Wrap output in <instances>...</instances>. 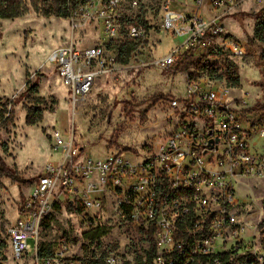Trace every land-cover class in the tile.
Masks as SVG:
<instances>
[{"label": "built area", "instance_id": "1", "mask_svg": "<svg viewBox=\"0 0 264 264\" xmlns=\"http://www.w3.org/2000/svg\"><path fill=\"white\" fill-rule=\"evenodd\" d=\"M68 6L73 36L92 22L99 27V44L78 48L72 36L47 55L76 109L101 76L118 68L121 41L138 43L133 53L142 51L158 10L163 31L179 41L153 62L167 68L194 47V54L251 55L249 41L235 38L225 17L246 6L262 9L264 0H159L156 5L151 0H68ZM206 84L191 83L181 104L171 101L180 109L177 126L146 156L136 155V162L126 153L80 159L73 130L68 139L55 130V145L65 157L31 187L21 217L9 230L15 257L33 251V264H83L68 253L64 239L48 256H39L42 221L55 204L70 202L93 217L108 207L136 228V258L109 252L104 264H264V246L258 249L263 214H253L252 197L238 193L248 180L264 182V154L251 145L253 134L264 137V129L255 128L259 119L243 102L230 101L228 88Z\"/></svg>", "mask_w": 264, "mask_h": 264}, {"label": "rangeland", "instance_id": "2", "mask_svg": "<svg viewBox=\"0 0 264 264\" xmlns=\"http://www.w3.org/2000/svg\"><path fill=\"white\" fill-rule=\"evenodd\" d=\"M151 1L155 5L159 2ZM160 14L158 10L156 18H151L149 38L142 51L133 53L127 64L119 63L115 71L101 76L76 109L54 66L46 60L52 49L72 40L68 19L45 17L31 7L19 18L0 19V99H11L15 104L10 106L15 111L14 123L0 127V155L26 181L20 184L0 177V233L8 244L4 264H33V251L20 259L15 257L9 230L21 217L31 187L49 166L57 167L65 157L63 150L55 145L52 136L55 130L62 132L65 139L73 130L80 159L84 154L103 160L126 153L136 162V155L146 156L177 126L180 109L173 107L171 101L178 100L181 104L187 97V86L201 81L228 88L230 101L243 102L253 118L259 119L255 128L264 129V111L255 110L256 105L264 102V58L261 56L264 42L258 39L249 42L252 48L249 56L230 57L240 76L239 87L230 88L224 80L208 79L207 71L203 70V66H213L218 61L211 51L196 52L186 60L181 71L185 55L167 68L153 64L179 42L163 31ZM263 19L258 6H246L241 12L225 17L228 31L247 42L255 37V27ZM98 30L97 23L92 22L76 32L75 46L83 49L99 44ZM34 82L37 83L35 93L28 90ZM156 95L169 99L151 105V98ZM32 98H40L45 108L43 120L36 125L26 123ZM251 145L256 152L264 154V137L254 133ZM238 193L241 197H252V213L264 217L263 181L248 180L238 186ZM55 205L49 211L54 220L49 226H45L44 220L40 225L39 247L52 249L64 239L68 242V253L80 260L109 252L136 258L139 238L128 220L118 217L108 207L93 217L87 212H74L65 202L58 208ZM98 229L102 235L93 239ZM260 239L262 245L258 249L264 246V234ZM29 243L34 247V240Z\"/></svg>", "mask_w": 264, "mask_h": 264}, {"label": "trees", "instance_id": "3", "mask_svg": "<svg viewBox=\"0 0 264 264\" xmlns=\"http://www.w3.org/2000/svg\"><path fill=\"white\" fill-rule=\"evenodd\" d=\"M32 8L36 13L41 14L45 17H57V18H67L69 15L68 0H30L27 3L25 0H0V19H16L26 13L29 8ZM262 14H264V7L261 9ZM255 37L250 39V43H254L256 39L264 42V19L259 21L255 27ZM138 43L129 40H123L118 45L119 55L118 61L122 64H127L132 56L133 52L136 50ZM197 47L192 48L189 53L184 54L186 57L182 61L180 66L183 70L186 64V60L190 59ZM211 55L217 58V62L212 65L203 66V70L208 73V79L226 82L227 87L236 88L240 85V76L238 73L237 65L230 59V55L227 52L211 51ZM264 58V53L261 55ZM221 72V73H220ZM37 89V83H32V86L28 90L35 93ZM169 99L165 95H156L151 98V105L157 102ZM32 105L27 110L26 123L28 125H36L43 120L45 108H43V101L40 98H32ZM14 101L11 99H0V127H7L14 123L15 111L13 108ZM255 110L264 111V102L255 106ZM129 150V149H127ZM0 177L9 178L14 182L20 183L26 182L23 177L14 169L9 167L3 157L0 155ZM32 182H29V184ZM60 204H56L55 207L58 208ZM68 206L76 213H82L83 208L80 205H73L70 202ZM54 220L52 215H48L44 219L45 226H49ZM264 226V221H263ZM101 229L96 230L95 236L93 237L99 239L102 235ZM264 234V230H263ZM8 244L7 240L0 233V264H4L6 261V250ZM51 253V249L44 246L39 247V256H48ZM104 257H97L94 255L88 259H82L83 264H104Z\"/></svg>", "mask_w": 264, "mask_h": 264}, {"label": "water", "instance_id": "4", "mask_svg": "<svg viewBox=\"0 0 264 264\" xmlns=\"http://www.w3.org/2000/svg\"><path fill=\"white\" fill-rule=\"evenodd\" d=\"M216 142H218V140H216Z\"/></svg>", "mask_w": 264, "mask_h": 264}]
</instances>
